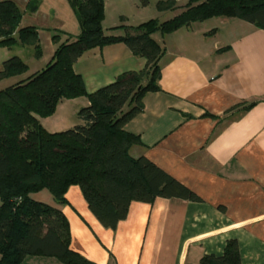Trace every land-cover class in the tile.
<instances>
[{"label": "crops", "instance_id": "obj_1", "mask_svg": "<svg viewBox=\"0 0 264 264\" xmlns=\"http://www.w3.org/2000/svg\"><path fill=\"white\" fill-rule=\"evenodd\" d=\"M13 1L23 12L20 26L38 30L42 55L20 40L0 46V70L13 56L29 66L23 75L0 80V89L47 66L56 31L81 32L68 0ZM162 36L161 89L145 94L143 111L126 125L142 141L131 154L150 158L201 201L132 202L127 218L111 229L90 211L81 188L71 186L68 204L60 206L70 222L71 247L98 264H200L237 239L244 264H264V29L218 16ZM145 65L125 43H115L87 51L75 69L93 92ZM66 101L80 102L77 114L89 104L87 97ZM48 119L41 122L50 131ZM37 196L54 203L48 191ZM42 258L54 259L32 256L23 264Z\"/></svg>", "mask_w": 264, "mask_h": 264}, {"label": "trees", "instance_id": "obj_2", "mask_svg": "<svg viewBox=\"0 0 264 264\" xmlns=\"http://www.w3.org/2000/svg\"><path fill=\"white\" fill-rule=\"evenodd\" d=\"M178 0H161L160 10L178 8ZM81 26L74 36L56 31L57 48L42 70L0 89V264H23L27 257L58 258L63 264H98L71 247L70 222L61 205L71 186L81 188L90 211L106 228L127 218L132 202L151 204L158 197L201 201V197L145 155L131 148L142 144L126 125L144 109L147 92L159 91L164 49L154 38L193 22L218 16L240 18L264 29V0H191L185 10L161 22L121 25L124 33L106 32L104 0H68ZM147 5V2H145ZM32 9H35L32 8ZM22 10L13 0L0 1V46L22 42L42 55L38 30L20 26ZM67 35L63 39V35ZM125 43L146 60L114 81L88 92L75 64L89 50ZM19 56L5 60L0 80L27 73ZM87 97L72 128L52 132L40 118L50 117L65 100ZM48 191L54 203L38 199ZM200 264H244L237 239L224 253L205 255Z\"/></svg>", "mask_w": 264, "mask_h": 264}, {"label": "rangeland", "instance_id": "obj_3", "mask_svg": "<svg viewBox=\"0 0 264 264\" xmlns=\"http://www.w3.org/2000/svg\"><path fill=\"white\" fill-rule=\"evenodd\" d=\"M161 0H104L105 6V25L107 26L105 29L108 34H123L124 28L120 27L121 25H139L143 22L149 21L151 19H158L161 22L170 20L175 16L181 14L185 10V6L191 0H178L177 6L178 8L173 10H160L158 8V2ZM147 2V5H145ZM111 32V33H109ZM63 39H65V34H62ZM156 39L160 41V44H163V40L161 38H165L162 36L160 32L155 34ZM170 35L167 36L166 41L169 43ZM76 99V98H75ZM71 100V99H69ZM66 101V100H65ZM63 103V102H62ZM60 103V104H62ZM80 106V102H71L66 101L61 108H57L58 113L45 118H49L45 121L48 128H50L53 132L56 130H66L68 128L74 127L76 124H80L81 120L76 113V109ZM59 107V106H58ZM82 107L79 108V110ZM56 111V112H57ZM50 130V131H51ZM43 260H32L33 264H61L62 262L58 258H42ZM53 259V260H49ZM63 264V263H62Z\"/></svg>", "mask_w": 264, "mask_h": 264}]
</instances>
